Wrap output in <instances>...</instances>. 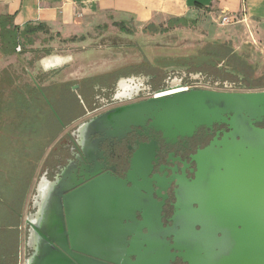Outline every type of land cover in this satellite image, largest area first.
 Wrapping results in <instances>:
<instances>
[{"label": "water", "instance_id": "1", "mask_svg": "<svg viewBox=\"0 0 264 264\" xmlns=\"http://www.w3.org/2000/svg\"><path fill=\"white\" fill-rule=\"evenodd\" d=\"M69 60L68 56L50 55L39 64L49 72ZM263 116L264 90L171 88L91 119L81 126L84 137L107 126L126 128L144 121L166 143L191 136L199 126L223 124L228 131L219 139L217 134L192 156L196 164L193 180L177 178L170 226L161 225L151 196L139 193L147 189L136 184V177L146 178L148 173L146 164L135 160L145 155L141 147L131 163L135 177L129 176L128 189L124 184L111 182V186L102 176L62 197L71 189L66 183L57 191L55 185L39 181L33 197L35 219L26 221L29 229L23 264H170L176 258L186 264H264V128L255 126ZM118 188L128 198L127 224L119 234L111 230L107 235L100 210L93 224L92 210L80 206L92 195L97 205L104 204L102 196L107 190ZM141 197L145 205L138 222L135 213L141 212Z\"/></svg>", "mask_w": 264, "mask_h": 264}, {"label": "flooded vegetation", "instance_id": "2", "mask_svg": "<svg viewBox=\"0 0 264 264\" xmlns=\"http://www.w3.org/2000/svg\"><path fill=\"white\" fill-rule=\"evenodd\" d=\"M190 61L170 62L160 66H123L71 82H58L49 94L44 91L45 87L33 82L37 90L34 97L38 98L35 106L26 92L22 93V107L8 104L6 111H29V114L33 111L40 115L35 125H27L28 132L32 128L34 131H45L44 145L36 159H30L25 188L15 206L20 222L16 228L19 234L16 264H23L27 254L25 242L29 225L26 221L32 223L35 219L37 207L33 197L36 196L35 188L39 181L55 185L57 191L66 183L71 189L63 193L62 197L102 176L111 186V182L114 185L124 184L128 189L131 187L129 176L130 179L135 177L131 163L140 147L145 155L135 157V160L137 163H145L148 173L146 178L136 177V184L145 186L148 191L140 189L139 193L142 197L151 196L155 202L153 207L159 211L161 225H171L169 219L174 210L177 178L187 181L194 179L196 164L192 156L205 148L217 134L219 139L228 131L227 127L223 124H213L211 128L199 126L191 136L177 137L166 143L162 134L151 127L149 121L126 128L107 126L100 133L89 134L87 137H84L85 128L81 126L108 111L146 101L171 88L214 92L260 91L242 89L246 87L243 79L220 75L222 70L230 71L222 62L212 63L218 70L210 72L204 66L205 63ZM14 94L11 91L8 99L16 103ZM0 111H4V108H0ZM255 126L264 128V116ZM102 197L104 204L97 205L96 196L92 195L85 197L80 207L92 210L90 222L93 224L96 223V211L100 210L105 233L108 235L112 230L119 234L120 228L127 224L125 210L128 198L119 188L107 190ZM142 197L139 200L141 212L135 213L138 222L142 220V208L145 205ZM63 221L66 224L65 217ZM145 232L142 230V233ZM170 264L186 263L176 258Z\"/></svg>", "mask_w": 264, "mask_h": 264}, {"label": "rangeland", "instance_id": "3", "mask_svg": "<svg viewBox=\"0 0 264 264\" xmlns=\"http://www.w3.org/2000/svg\"><path fill=\"white\" fill-rule=\"evenodd\" d=\"M3 23H8L5 16L0 18V26ZM125 27L120 29L111 21H105L67 38L57 36L53 32L38 33L32 44L22 38L21 32L16 33L18 45L14 53L8 55L7 50L0 48L1 106L7 107L11 91H20L15 88L16 86L22 87L24 91H32L33 82H37L48 91L61 81L71 82L128 65L160 66L177 61L188 62L191 56L206 55L207 52L225 56V52L207 42L209 38L203 34V28L200 26L185 27L184 24H180L175 28L170 26L168 30L167 28L160 30L157 34H141L131 24ZM262 42L263 45H259L258 41L255 43L256 47L262 48L261 65L257 69V74H264V39ZM50 55L68 56L70 60L60 69L44 72L39 63ZM33 129L19 145L11 144L7 139L4 142V138H1L0 191L5 187L8 199L12 201L15 196L14 190L18 185L21 186L20 180L16 178L22 179L23 174L26 175L28 171L26 162L24 161V164L21 159L23 152L28 154L27 147L35 140L37 148L45 140V131ZM32 135L35 137L32 138ZM0 224V234H3L2 229L7 225V218H2Z\"/></svg>", "mask_w": 264, "mask_h": 264}, {"label": "crops", "instance_id": "4", "mask_svg": "<svg viewBox=\"0 0 264 264\" xmlns=\"http://www.w3.org/2000/svg\"><path fill=\"white\" fill-rule=\"evenodd\" d=\"M225 15L232 22L220 26ZM1 16L11 18L17 33L26 25H40L62 38L105 21L120 29L131 24L141 34H157L168 30L170 23L180 22L185 27H202L208 43L247 53L249 63L257 69L261 65L262 48L255 43L263 45L264 0H0Z\"/></svg>", "mask_w": 264, "mask_h": 264}, {"label": "trees", "instance_id": "5", "mask_svg": "<svg viewBox=\"0 0 264 264\" xmlns=\"http://www.w3.org/2000/svg\"><path fill=\"white\" fill-rule=\"evenodd\" d=\"M1 18V17H0ZM8 19V23H3L0 26V43H1V50L6 51L7 54L14 53L16 47L18 45V35H16V29L13 27L11 18L5 17ZM173 25H180V22L170 23V26ZM124 26V25H123ZM123 29V27L121 28ZM147 31L146 29L144 30ZM160 30H158L159 32ZM40 33H45V29L42 26H34V25H26L21 32L22 38L26 39L25 41L29 44L35 39V36ZM154 34V33H153ZM72 41V40H71ZM3 42V43H2ZM210 45H215L221 51L225 52V56H221L218 53H206V55H197L191 56L192 63L202 64L205 63L204 66L210 70V72L217 71V67L212 66V63H224L227 66V69L230 70L229 72L222 70L220 75L227 76V77H236L243 81L245 84V90H263L264 89V74H257L256 65L253 63H249V55L247 53H234L232 50L224 44L218 43H209ZM3 47V48H2ZM2 52V51H1ZM4 55V54H3ZM17 90L14 91L15 101L18 105L13 103L10 99L7 100V107H4V111H0V142H2L1 138H4V142H10L11 144L15 143V145L21 144L24 142V137L28 135L27 125L32 124L35 125L38 120H40V115L37 113L29 114V111H6L8 109V104L12 107H22L23 105V92L28 93V95L32 99V104L35 106L38 98L34 97V94H37V90L35 87H32V91H24L22 87H15ZM22 89V90H21ZM54 87L48 89H44L45 92L52 93ZM19 94V95H18ZM2 101V100H1ZM19 101V102H17ZM0 108L3 109V106ZM48 122V121H47ZM37 133V132H34ZM35 136L32 135V138ZM7 139V140H6ZM44 144H39L37 148L36 140L33 144H29L27 149L29 153L23 152V157L21 158L23 163L26 162L29 167L31 166L30 159L35 158L37 154L42 150V146ZM25 145L23 144V147ZM25 147V148H26ZM26 151V150H25ZM34 153V154H32ZM2 158V157H0ZM25 164V163H24ZM28 172V171H27ZM27 175V173H26ZM26 175L23 174V178L20 177L16 178L20 180L21 186H17L14 190V200L8 199V191L3 187L0 191V220L3 218H7V225L3 227L2 233L0 234V264H16V254L19 245V234L17 231V226L19 225V218L17 216L18 212L15 210V206L20 199V195L23 192V188H25V181ZM2 212V213H1ZM1 225V224H0Z\"/></svg>", "mask_w": 264, "mask_h": 264}, {"label": "built area", "instance_id": "6", "mask_svg": "<svg viewBox=\"0 0 264 264\" xmlns=\"http://www.w3.org/2000/svg\"><path fill=\"white\" fill-rule=\"evenodd\" d=\"M232 22V18L230 16H222L219 20L220 26L228 25Z\"/></svg>", "mask_w": 264, "mask_h": 264}]
</instances>
